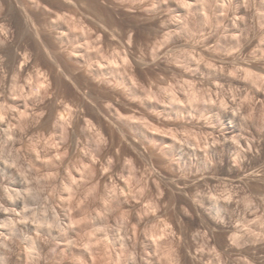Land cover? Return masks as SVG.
<instances>
[{"label":"rangeland","instance_id":"obj_1","mask_svg":"<svg viewBox=\"0 0 264 264\" xmlns=\"http://www.w3.org/2000/svg\"><path fill=\"white\" fill-rule=\"evenodd\" d=\"M0 21L28 62L0 82V264H264V0H0Z\"/></svg>","mask_w":264,"mask_h":264},{"label":"bare ground","instance_id":"obj_2","mask_svg":"<svg viewBox=\"0 0 264 264\" xmlns=\"http://www.w3.org/2000/svg\"><path fill=\"white\" fill-rule=\"evenodd\" d=\"M4 24H5V22H4ZM4 24L0 21V28H6V30L8 31H5L4 29L3 30H0V74L3 72V76H1L0 75V82H2L3 81V83H2V86L4 85V86H9V82L7 83V81H9V80H7V79H10V90H12L13 92H17V90H18V88L20 89V91H21V86H20V82H18L19 80H18V78L20 77L21 78V76H22V74L25 72V70H26V68L28 67V62H27V59H26V54L25 53H21V50H24L23 49V47L21 46V44H20V39H21V37H20V30H21V27L17 24V23H15V24H13L12 22L10 23V24H6V26H8V28L5 26V27H3L4 26ZM16 30H17V32H16ZM17 49V50H16ZM8 84V85H7ZM42 85V84H41ZM2 86H0V95L2 94L3 95V93L5 92H3L2 91V89H1V87ZM191 86H193V85H191ZM23 88V87H22ZM80 88V87H79ZM90 88V87H89ZM89 88H87V89H89ZM139 89V88H138ZM4 90V89H3ZM6 90V89H5ZM80 90V89H79ZM91 90V89H90ZM92 90H94V89H92ZM96 90V89H95ZM19 91V90H18ZM82 91H84V89L82 90ZM85 91H87V90H85ZM80 92V91H79ZM89 92V91H88ZM87 92V93H88ZM92 92V91H91ZM94 92V91H93ZM93 92H92V94H93ZM96 92V91H95ZM148 92V91H147ZM6 93H7V91H6ZM20 93V92H19ZM86 93V92H85ZM84 93V94H85ZM98 93V92H97ZM96 93V94H97ZM176 93V92H175ZM5 94V93H4ZM15 94V93H14ZM90 94V92L86 95V97L84 98V96H83V98H84V100H86V98H87V100L90 102V103H93L94 105H95V102L97 101V100H99V98L101 97H99V95L100 94H97L98 96H97V99L95 98L96 96L93 94ZM141 94V93H140ZM199 94H201V93H199ZM83 95V94H82ZM93 96H95V97H93ZM23 97V96H22ZM21 97V98H22ZM99 97V98H98ZM6 98V97H5ZM27 98V97H26ZM25 98V99H26ZM81 98V97H80ZM182 98V97H181ZM24 99V98H23ZM22 99V100H23ZM78 99H79V97H78ZM100 99H102V98H100ZM190 99H191V97H190ZM6 100V99H5ZM81 100V99H80ZM80 100H79V103L78 104H80ZM83 100V99H82ZM81 100V101H82ZM178 100V99H177ZM197 100V99H196ZM88 101H82V107H83V110H84V108H85V111L84 112H86V113H90V110L91 109H94L95 107L97 108H95L94 110H98V106H99V104H100V101H99V104L97 103L96 105H98V106H94L93 107V104H92V107H90L91 106V104L88 102ZM115 101V100H114ZM113 101V102H114ZM179 101V100H178ZM224 101V100H223ZM2 102V101H1ZM8 102V101H7ZM90 104H88V103ZM98 102V101H97ZM118 102V101H117ZM116 102V103H117ZM145 102H147V100H145ZM112 103V102H111ZM22 104V103H21ZM101 104H102V102H101ZM115 104V103H114ZM114 104H109L108 106H107V108H108V110L109 111H111V113H113V112H115V109L118 107H116V106H114ZM2 105V104H1ZM23 105V104H22ZM81 105V104H80ZM25 106V105H24ZM23 106V107H24ZM28 106V105H27ZM59 106V105H58ZM1 107V106H0ZM116 107V108H115ZM17 108V107H16ZM63 108V107H62ZM74 108V107H73ZM78 108H80V106L78 105ZM101 108V107H100ZM69 109V108H68ZM76 109V108H75ZM105 109V108H104ZM78 110H81V108L80 109H78ZM83 110L81 111V112H83ZM58 111V110H57ZM60 111V110H59ZM93 111V110H92ZM116 111H117V109H116ZM18 112H20V111H18ZM62 112V111H61ZM65 112V111H64ZM94 112V113H93ZM92 113L93 114H96V111H93ZM100 113H102L103 114V112H102V108L100 109V111H99ZM15 114H16V112H14ZM13 113V114H14ZM60 113V112H59ZM58 113V114H59ZM74 113H75V111H74ZM91 113V114H92ZM98 113V112H97ZM20 114H21V112H20ZM19 114V115H20ZM110 114V113H109ZM227 114V113H226ZM2 115V114H1ZM4 115V114H3ZM18 115V114H17ZM25 115H27V114H25ZM81 115H83V114H81ZM100 115V114H99ZM146 115V114H145ZM144 115V116H145ZM60 116L61 117H65V116H67L66 114H65V116H64V113L62 112V113H60ZM79 116V115H78ZM85 116V115H84ZM83 116V117H84ZM101 116V115H100ZM138 116V115H137ZM80 117V116H79ZM89 117V116H88ZM96 117V116H95ZM103 117V116H102ZM149 117V116H148ZM154 117V116H153ZM60 118V117H59ZM87 118V117H86ZM101 118V117H100ZM143 118V120H144V118L145 117H142ZM142 118H140L141 120H142ZM147 118V117H146ZM145 118V119H146ZM239 119V118H238ZM126 120V119H125ZM148 120V119H147ZM91 121V120H90ZM90 121H88V122H90ZM145 121V120H144ZM154 121V120H153ZM152 121V122H153ZM151 122V121H150ZM150 122H149V124H150ZM84 123H86V122H84ZM92 123V122H91ZM95 123V122H94ZM141 123V122H140ZM154 123V122H153ZM6 124V123H5ZM144 124V123H143ZM148 124V123H147ZM225 124H227V123H225ZM89 125H91V124H89ZM151 125V124H150ZM228 125H229V123H228ZM4 126V125H3ZM84 126H85V124H84ZM227 126V125H226ZM86 127V126H85ZM90 127V126H89ZM94 127V126H93ZM95 127H97V126H95ZM151 128V127H150ZM227 128H229V127H227ZM160 129H162L161 127H160ZM156 130V129H155ZM228 130V129H227ZM232 130V129H231ZM154 131V130H153ZM226 131V130H225ZM144 132H146V131H144ZM233 132V131H232ZM140 133V132H139ZM215 136V135H214ZM228 136V135H227ZM226 136V137H227ZM177 137V136H176ZM219 137V136H218ZM224 138H225V135H224ZM220 139V138H219ZM221 140V139H220ZM224 140H229L228 138H226V139H224ZM230 141H231V139H230ZM229 141V142H230ZM228 142V143H229ZM227 143V144H228ZM180 147V146H179ZM183 149V148H182ZM187 150V149H186ZM182 153H183V151H182ZM185 153V152H184ZM187 154V153H186ZM2 181V180H1ZM5 184V183H4ZM3 186V185H2ZM1 187V186H0ZM224 203V202H223ZM223 205V204H222ZM224 205H226V204H224ZM229 204H227V206H228Z\"/></svg>","mask_w":264,"mask_h":264}]
</instances>
